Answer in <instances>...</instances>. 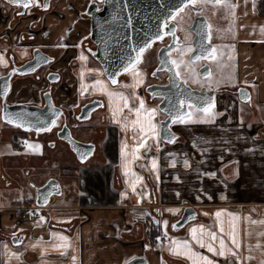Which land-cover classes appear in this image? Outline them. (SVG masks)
<instances>
[{"label": "crops", "instance_id": "obj_1", "mask_svg": "<svg viewBox=\"0 0 264 264\" xmlns=\"http://www.w3.org/2000/svg\"><path fill=\"white\" fill-rule=\"evenodd\" d=\"M255 1L234 0L238 7L234 23L230 24V45L222 47L233 52L236 79L230 88L232 91L236 87L245 88L250 94V103L239 100L237 92L219 94L214 100L215 121L174 124L173 131L178 137L173 143L160 139V114L155 104L140 95L142 84L122 87L134 85L136 80H133L122 84V88L111 89L101 71L94 78L88 76L89 70L78 72L85 73L84 81L77 79L79 84L86 83L84 89L95 80H101L108 91L121 92L128 97L129 107H124L123 100L106 95L110 122L103 138L97 140L100 142H97L95 153L89 157L93 160L88 163V158L80 163L75 156L79 164L85 166L75 170L77 178L71 183L72 192L67 195L66 203L53 201L63 193L56 179L62 193L53 195L46 207L36 205V187L29 186L25 177L36 172L28 166L25 174L26 166L21 167V164L35 157L41 163L46 144L34 137L39 149L16 148L12 141L19 128L5 129V134L9 135L6 142L0 117V264H128L136 257H144L148 264H192L184 255V249L173 244L186 240L192 243L195 251L216 264H229V260L213 256L206 248L192 242L193 228L197 229V234L201 226L219 233L221 225L226 243L231 247L229 236L234 234L240 244L241 264L264 262V236L258 235L264 233V223H252L264 222V33L260 31L264 27V16L257 14ZM55 10L65 12L58 7ZM13 11L10 9L7 16ZM9 17L5 20L0 14V37H9L5 43L8 46L17 45L19 23L12 24L14 20ZM46 17L44 25L50 27V35L38 37L35 43L50 47L60 43L54 36L60 23L53 26L50 20H56L55 15L47 14ZM27 20H31V16ZM1 47L5 51L3 44ZM2 55L5 61L4 52H0ZM64 72V82L68 79L64 86L68 88L74 84L77 72ZM18 80L22 84L28 82V78L14 80L8 101L38 103L40 97L29 84L18 92L15 85ZM92 89L94 94L101 91L100 87ZM61 93L56 94L60 95L59 105L68 108L75 103L66 100ZM140 100L145 110H156L155 138L144 137L151 145L148 151L139 147L141 133L138 131L140 127L148 131V115L142 110L137 117L135 111H129V108H139ZM137 119L139 123L134 131L131 122ZM88 125L85 137L80 131L77 133L84 137L82 142L93 139L96 121ZM55 145L72 152L65 144ZM65 177L66 182L72 180L68 173ZM187 206L195 208L197 218L176 231L172 224ZM32 210L39 216H33ZM217 212L222 214L219 218L215 215ZM156 226L159 229L156 230ZM21 234L22 242L14 245L11 237ZM162 236L166 240L161 241ZM258 243L261 247L256 246ZM215 244L218 246L219 241ZM170 248L175 250L170 251ZM64 251L68 255H61ZM230 259L235 264V258Z\"/></svg>", "mask_w": 264, "mask_h": 264}, {"label": "water", "instance_id": "obj_2", "mask_svg": "<svg viewBox=\"0 0 264 264\" xmlns=\"http://www.w3.org/2000/svg\"><path fill=\"white\" fill-rule=\"evenodd\" d=\"M11 6H21L22 4L13 5L4 0ZM104 1V7L101 11H97L98 2ZM181 0H94L88 7L87 14L90 16V39L95 44V50L92 51L93 58L99 63L102 68L104 77L111 85H117L119 76L126 73L123 71V65L129 62L131 57L137 55L136 49L145 44L152 43L157 35H162V24L169 16L170 12H175V5L179 4ZM47 4V3H46ZM44 6V9H48ZM206 23V21H205ZM205 34L203 37L195 38V51L192 52L191 57L197 56L200 50L211 49L212 44L206 38L208 36L205 27ZM148 49V48H147ZM146 49V50H147ZM166 52L162 50L159 52L161 64L160 69H164V65L168 63V57H164ZM52 60L48 54L44 53L40 48H35L33 51V58L26 61L24 64L15 67L8 73L0 76V117L2 122L4 111L14 114V120L17 116L21 118L24 127H19L21 131H32L36 135L38 133L35 129L43 127L40 123L48 124L49 121H57L63 116V111L60 106L54 102L51 91H46L43 94V105H34L21 102L10 103L7 96L11 89V80L15 74L20 76L33 74L41 66L48 64ZM167 66V64H166ZM113 74L117 80V84H112L111 79ZM54 76L58 77L57 74ZM154 89V88H153ZM147 91L151 92V98L162 97L158 108L164 112L167 117L160 122L159 136L163 142L169 143L166 137L174 135L177 139L178 135L172 129V118L179 112L185 116L188 113V108L181 107L180 101L184 100L187 103L193 104L196 108L200 105L199 99L201 97L213 98L215 100L214 91L196 90L181 82L178 76L174 75L171 79V84L158 89L155 94L151 87H147ZM182 94H178V93ZM238 99L242 102L250 103L246 97H250L249 92L245 88H239ZM103 105L102 100H95L86 103L82 106L78 116L79 121H87L91 118L93 111ZM8 124V123H6ZM15 126V123L8 124ZM29 125L31 128L29 129ZM49 127L52 125L48 124ZM59 138L64 140L70 150L75 154L80 163H84L90 156L94 154L95 145L93 143H86L74 138L67 126H64L58 134ZM164 137V138H162ZM175 139V140H176ZM173 143V142H171ZM52 146V144H50ZM35 203L38 207H46L53 195H60L62 193L59 182L50 178L42 186L36 187ZM197 218V212L192 206L184 208L181 216L172 224L176 227L174 230L182 229L186 224ZM21 235H13L11 241L14 245L22 242ZM128 264H148L144 257H136L128 262Z\"/></svg>", "mask_w": 264, "mask_h": 264}, {"label": "flooded vegetation", "instance_id": "obj_3", "mask_svg": "<svg viewBox=\"0 0 264 264\" xmlns=\"http://www.w3.org/2000/svg\"><path fill=\"white\" fill-rule=\"evenodd\" d=\"M59 1L60 0H37L36 4L30 5L28 8L24 10L21 6L14 7V6L9 5L4 0H0V5L2 8V10H0V14L4 15L5 20H7V18L9 17L7 16L8 11L12 8L14 9V11L12 12V14H10L11 16L9 17V20H27V18L30 16H31V20H40L39 26L37 22H32L27 27L30 30V32H33L29 34L28 36L29 41H26L27 39L26 33L21 32V33L16 34L18 42L21 41L22 43V41H26V43L27 44L29 43L30 45L29 50H28L29 52L28 55L26 53V50H22L21 52L23 53L22 54L23 60H20L18 58L17 54L13 52L12 50L13 48L12 49L10 48L11 50L8 49L4 51L1 45L3 44L7 46V44L5 43H7L6 41H9L8 39L9 37L7 36L0 37V52L2 53L4 52V57L8 64L7 70L4 74L8 73V71L10 70H13L15 67H18L24 64L26 61L31 60L33 58V51L35 48H40L44 53L52 57V60L48 64L41 66L33 74L25 75V76H20L18 74H15L12 77L11 86H12V83L14 82V78L16 77H18V79L23 78V77L32 78L34 80L32 83V85L34 84V87H31V88H37L35 90L38 93V96L40 97V101L38 103L28 102L27 104H34V105L42 106L44 103V98H43L44 92L51 91L55 104L62 108L63 116H61L56 121L57 124L55 127L53 126L51 127L52 138L49 139L50 140L49 145L50 144L55 145L58 143L60 144L62 143L68 147V144L64 140L60 139L58 136V134L61 132L64 126H67L70 129V132L72 136L74 137L73 132H75V134L77 135L78 131H82V127L84 124L91 123L93 120L96 121L95 133L93 135V139L90 141H85L88 143H93L95 145V151H96L97 140L98 138H103L102 135L103 134L105 135L106 127L108 126V123L110 122L108 120V113H109L108 110L109 109L106 103V94H104L101 91L96 94L92 93L91 88H90L91 85H90V87H87L86 89V91L88 92L86 94V99L82 101H78L68 108H65L59 105L57 101V96H56L57 94L56 91L58 90V87L59 86L62 87L64 85V84L62 85V83L64 82V73H65L64 70L76 71L77 73L75 74V78L77 80V79H80L81 77V75L78 72L82 70L85 71V70L94 68L92 67V65H90L89 61L97 62L92 56V51L95 50L96 47H95V44L90 39V33H91L90 20L91 18L87 14L88 7L90 6L92 2H94V0H87L86 5L83 9H79L77 5L68 6L66 7L65 12L55 10L56 4ZM48 2H49V7L48 9L45 10L44 6L46 3L48 4ZM231 3L235 4L234 0H231ZM103 7H104V1L98 2V7L96 10L101 11ZM35 9L39 10L38 11L39 13L37 15H35V13H31V11L32 10L34 11ZM67 11L75 12L74 18H72V20H80L81 22H84L86 26H89L88 32L86 31L85 33H80L78 31L74 34L78 36V42L76 43L77 45L76 54L73 57L69 56L70 48L68 46V42H67L68 40L60 42L59 44H56V45H52L49 47L48 50L44 49V47H47V46H42L40 44L38 45L35 43V40L38 38V34H39L38 32L40 30H45L44 20L47 19L46 15L47 14H51L53 16L55 15L56 20H67L65 17ZM18 13H23V15H19ZM181 15H184V14H181ZM225 15H227V13ZM235 15H236V9H235ZM227 22H228L227 18H225V16H221L219 13L213 15V13L208 10L198 13L197 10L193 8L190 15L184 16L183 21H180L179 17L177 18V22H175V35L169 34V29L162 27L161 36H163V39H158L152 42L151 47H149L144 53L141 54L142 63L137 65V69L139 72L142 73V75L136 76L132 73L126 72L119 76L118 84L114 86L111 85L110 82L104 77L102 68L100 66L101 68L100 70L102 74L101 76L107 81L109 85H111L110 86L111 89H117L122 84L130 83L133 80H142V83H141L142 84L141 86L142 95L151 104H155L157 106L158 112L160 114V118L158 119L159 127H160V122L167 117V115L164 112L160 111L158 108V105L162 101L163 98L162 97L161 98L160 97L151 98V94H150L151 92L147 91V87H151L152 92L155 94L156 92H158L157 90L160 89L161 87L170 85L171 79H173L174 75H176L177 72L180 73V75L178 76L180 81L185 83L184 81L185 79H187V82L185 84L190 86L192 89H196L199 91L203 89L208 90V91H214L215 99L218 94H222L223 92L234 93V92H237L239 88H241V87H236V89L232 91V88L230 87H225V86L218 87L219 84L217 83H216L217 86L213 85L210 87L208 82H212V78H213V69L211 65V60L195 61L193 64L195 76H191V77L189 76V72L192 69H185L183 66L175 67L171 63V61L177 60L180 58L179 49L188 48V47L195 49L194 40L195 38H199V37L201 38L204 36L205 27L207 29L208 35H210L211 37L210 41L208 39V42L212 44V48H216V45L219 46L220 45L219 39H225L227 35V31H228ZM208 26H211V27L209 28ZM172 27H173V22H170L169 28H172ZM44 32L45 31H43V36H46V33ZM186 34H187V37H186ZM1 40H3L4 43H2ZM30 43H35V45H32ZM11 45H13V43L10 44V46ZM161 50L163 52H166V54H164V57H166V55L168 57V63H166L167 66L166 64L164 65V69L159 68L161 64L159 52ZM203 51H204L203 49L200 50V52L197 53V56L201 55ZM81 54L86 56L87 59L82 61L79 58ZM191 54L192 52L185 53L184 55L185 63H187V61L189 60V57H191ZM62 61L64 63L59 64ZM63 64L65 65V68L62 69L60 68V66ZM153 73H155V75H153ZM4 74H0V76ZM54 74H57L58 77L54 76ZM209 79L211 81H209ZM41 84H45V88L40 87V89H38V85H41ZM10 92H11V89H10ZM178 94L180 95L182 93L179 92ZM7 100H8V96H7ZM95 100H102L103 105H101L98 109L92 112L91 118L89 120L79 121L78 116L80 114L82 106L86 103H89ZM8 102L14 103L12 101H8ZM188 110H189L188 112H191V110H196V107L194 106L191 109L188 108ZM94 115H95V118H93ZM72 122L77 123V125L79 126L72 127L70 125ZM174 124L176 123L172 124V129H173ZM77 128L78 130H76ZM47 132H50V131H43V132L38 133V135H36L32 131L28 133H31L36 139H39L43 133H47Z\"/></svg>", "mask_w": 264, "mask_h": 264}, {"label": "snow or ice", "instance_id": "obj_4", "mask_svg": "<svg viewBox=\"0 0 264 264\" xmlns=\"http://www.w3.org/2000/svg\"><path fill=\"white\" fill-rule=\"evenodd\" d=\"M9 3L13 5H19L22 4L23 7L28 8L30 5L36 4L37 0H8ZM45 7H47V4H45ZM238 7V5H235L231 3V0H181V2L177 5H175V12H170L169 16L165 18L162 27L163 28H168L169 29V34L175 35V22H177V18L179 17L180 21L184 20V16L190 15L191 11L193 8L197 10L198 13L204 12L206 10L211 11L213 15L219 13L221 16H233L235 15V8ZM227 13V15H225ZM19 15H23V13H18ZM184 14V15H181ZM247 15V13H245ZM173 22V27L169 28V23ZM209 28L211 26H208ZM182 30V29H181ZM261 33H264V27L260 29ZM187 37V34H186ZM207 39H211L210 35L206 37ZM156 39H163V36L157 35ZM151 47V44H145L144 46L139 47L136 49L137 55L135 57H131L129 59V62L125 65H123V71L124 72H129L132 73L136 76L142 75L141 72L138 71L137 65L142 63V56L141 54L146 51L147 48ZM195 51V49L188 47V48H181L179 49L180 52V58L177 60L171 61V63L175 67H181L183 66L185 69H192L189 72V76H195V71L193 68V64L195 61L198 60H216V48H211V49H205L201 55L195 56V57H189V60L187 63H185L184 60V55L185 53H191ZM221 56H223V52L220 53ZM82 61L86 60L87 57L81 54L79 57ZM0 64L6 65V62L4 61L3 56H0ZM94 70L89 69V72H93ZM83 76V72L81 73ZM102 75V74H101ZM155 75V73H153ZM177 76L180 75L179 72L176 73ZM210 75V73H209ZM185 83L187 82V79L184 81ZM112 84H117V80L115 79V75L113 74L112 79H111ZM142 83V80H136L134 85H123L125 88L129 87H135L138 86L139 84ZM218 83V82H217ZM97 86L100 87L101 91L108 95L110 98L116 97L120 100L124 101V107L128 108V97L124 96L123 93L121 92H110L107 90V88L104 87L103 81L101 80H95L94 84L92 85L93 88H96ZM249 102H250V97H246ZM181 107H186V108H193L194 106L190 103H187L184 100H181L180 102ZM200 107L196 108V112L201 115V118L198 120H192L191 116L193 113L188 112L185 113V115L188 116V119L186 120L183 115H181L179 112L176 113V115L172 118L173 123H213L216 119L217 113L213 111L215 108V103L213 98H205L201 97L198 102ZM144 110L146 115H148V131L145 132V129L143 127L139 128V132L141 133V142L139 144V147L145 148L146 151L150 150L151 145L147 143V141L144 139L145 136L151 135L153 139L155 138V124L153 123L154 119V114H155V109H149L145 110L144 102L143 100H140V105L139 108H129V111H135L137 117H139L141 111ZM223 113H220L222 115ZM14 114L8 113L6 110L4 111V116L3 119L5 120L6 123L8 124H13L15 123L16 127H24V123L21 122V118L17 116L14 120ZM43 127H37L35 130L37 132L40 131H51V127L48 126V124L52 125L53 127L56 126V121L51 120L48 122V124H44L43 121L40 122ZM139 123V120L132 121V127L133 130H136V124ZM125 127H128V124L124 125ZM31 128V125H29V129ZM164 138V137H162ZM167 141L169 143L174 142L176 137L174 135L166 137ZM27 148L29 149H39V145H33V144H28L27 141L24 142ZM153 167L155 168L156 166V161L153 160ZM185 165L187 166V161H185ZM135 191V189H133ZM35 214V213H33ZM216 217L219 218L222 214L221 212H217ZM43 219V217H41ZM166 223V222H165ZM252 223H264L260 221H253ZM176 226L173 225V228ZM192 233V242L198 245L200 248H206L209 253H212L213 256H219L221 258H224L226 260H229V264H232V260L230 258H235V264H241L240 257L238 255V251L240 248V244L237 242L235 235H230L229 240L231 247L226 243L225 241V233H224V228L221 225L219 228V233L216 231L212 230H205L203 226H201L199 234H197V229L193 228L191 230ZM259 236H264V233H259ZM205 236L208 237L207 240H205ZM61 240H67L66 237H60ZM219 241L218 246L215 244L216 241ZM174 246L177 248H183L184 249V255L186 256L187 259L192 261V264H216V261L210 259L208 256L203 255L197 251H195L192 247V243L189 241H174L173 242ZM257 247H261V245L258 243L256 245ZM61 247V246H57ZM66 247V246H65ZM170 251H174L175 249L170 248ZM176 254H179L176 252ZM15 256L16 254L13 253ZM61 255H68L67 251L61 252ZM75 257H72V260L75 261ZM247 259H251V257H248ZM264 264V262H262Z\"/></svg>", "mask_w": 264, "mask_h": 264}, {"label": "rangeland", "instance_id": "obj_5", "mask_svg": "<svg viewBox=\"0 0 264 264\" xmlns=\"http://www.w3.org/2000/svg\"><path fill=\"white\" fill-rule=\"evenodd\" d=\"M86 1L87 0H60L56 4V7L62 8L63 10H66V7H68V6L77 5L79 7V9H83L86 5ZM38 11L39 10L35 9L34 11L32 10L31 13H35V15H37L39 13ZM74 15H75V12H68L67 11V13L65 15L67 20H50V23L52 22L51 24H53V26L56 25L57 23H60L59 28L55 27L56 29H55L54 36L56 35L58 42H63V41L68 40L67 42H68V46L70 48L69 49V56H71V57H73L76 54V47H77L76 43L78 42V36L74 35V34L78 31L80 33H85L86 31L88 32V30H89L88 29L89 26H86L84 22H81L80 20H72V18H74ZM232 17L233 16H227V20H228V22H227V24H228L227 35H226L225 39H222L219 41L220 42L219 46L216 45V49H217L216 60H211V65H212V69H213V78H212V82H208L210 87L213 85L217 86L216 85L217 82H218L217 84H219L218 87H222V86L232 87V85L235 83L236 78H235V75L233 73V65H232L233 52L231 50L225 49V48H228V45H230V41H231L230 32L232 31V29H230V24L234 23L235 16L233 18ZM12 22H13L12 24L17 23V22L19 23L18 24L19 26L17 27L18 33H21V32L26 33L27 34L26 35V38H27L26 41H29V39H28L29 34L33 33V32H30V30L27 28L29 26L28 24H30V22H37L38 26L40 25V23H39L40 20H14ZM60 28H61V30H60ZM44 29L45 30H40L38 32L39 33L38 34L39 39H40V37L43 36V31H45L44 33H46V36L50 35V27L45 26ZM13 34H12V36H13ZM46 36H43V37H46ZM64 39H66V40H64ZM26 41H22V43H21V41H19L17 45H11L10 47L8 45L7 46L4 45L5 50L13 48L12 49L13 52L15 54H17V56L20 60H23V58H22L23 53H21L22 50H26V53L28 55V53H29L28 50L30 47V45L27 44ZM33 45H35V43H33ZM224 46H225V48H222ZM44 49L48 50L49 47H44ZM17 52H19V53H17ZM221 52H223V56L220 55ZM5 62L7 64L6 59H5ZM62 63H64V62L62 61L59 64H62ZM89 63H90V65H92V67H94L95 71L89 73L90 75H88V76L89 77L91 76V78H94L97 75H100V71H101L100 65L97 62H93V61H89ZM1 66H0V74H4L7 70L8 64H7V66H4V65H1ZM60 68H62V69L65 68V65L64 64L61 65ZM193 68H194V65H193ZM98 72H99V74H98ZM25 78H27V77H23V79H25ZM80 78L82 79V81H84L85 73H83V76L81 75ZM91 78L88 81V84L91 83ZM16 79H18V77L14 78V80H16ZM210 79H209V81H211ZM67 80L68 79H66L65 82L62 83V85L63 84L65 85ZM31 81H33V79L28 78V82L26 83V81H25L22 84V83H20L21 80H18L15 83L16 88H18V92H22L24 90V87H26L28 84L31 86L32 85V83L30 84ZM78 81L79 80H74V84L72 83V85H70L68 88L65 87L64 85L62 87L59 86L58 90L56 92L58 93L60 90V92H62L61 96H64L66 98V100H74L75 103L78 101L85 100L86 94L88 93L86 91V88L84 89V86L86 83L82 82L79 84ZM92 83L94 84V82H92ZM77 84H79V86H78V88H76V90H74V87H77ZM92 85H91V87L90 86H88V87H90L92 89L93 88ZM109 86H111V85H109ZM40 87L45 88V84L38 85V89H40ZM96 88H99V86H97ZM96 88H93L92 90L95 91ZM35 89H34V91H36ZM139 91H140V95H142L141 89ZM59 96L57 97V100H60ZM217 96H220V95L218 94ZM24 102H26V101H24ZM215 109H217L216 106L213 109V111ZM191 113H193V115L191 116L192 120H194V119L197 120L198 118H201V115L199 113H197L196 110H191ZM93 118H95V115L93 116ZM184 118L187 120L188 116L186 115V116H184ZM88 124L89 123L83 125V127H85V128L82 127V131H80L81 132L80 134H82L81 136L85 137V135L87 134L88 129H86V128H88V126H89ZM70 125L72 127H78L79 126V125H77V123H74V122H72ZM1 127H2L3 134H4L3 140H6V142H7L9 135L7 136V134H5V129H8V128L16 129V127L10 126V125L5 124L3 122H1ZM76 130H78V128ZM73 133H74V138L79 139V140L84 139V137L81 138V137H79V135L77 136L75 134V132H73ZM26 137H27L28 142H30L31 144H34V145L36 144V142L34 140V136L31 133L27 132ZM51 138H52V131L47 132V133H43L41 135V137L38 140H36V141L42 143L43 145L46 144L45 152L43 154H41V157H40L41 163H40V159L39 158L37 159V157H35L27 163L26 162L22 163L21 167H23V165L26 166V168L24 169L25 174L28 172V169H29L28 166H32V169H34L33 171L36 172L35 174H32L30 176H27V175L25 176L27 181H28L29 186L35 185V187H37L36 184L40 185L42 182L47 181L49 178L57 179L62 185L63 193L60 197H54L53 201L55 203L56 202L57 203L58 202L66 203L64 201H67L66 200L67 195L72 192V186H71L72 184L71 183L75 182L76 178H77L75 176V170H78L79 168H82L85 165L79 164V162L75 158V155L72 152L66 151V150L64 151L62 145H58L57 147H56V145H54V146L50 145L49 146V142H50L49 139H51ZM9 146H11V145H9ZM92 158L93 157L88 159L89 160L88 163L91 160H93ZM67 173L72 178V180L70 182H66L63 179V178H66L65 176L67 175ZM21 175L23 176V172L21 173ZM23 185H25V184H23ZM28 188H30V187H28ZM165 240H166V238H165Z\"/></svg>", "mask_w": 264, "mask_h": 264}, {"label": "built area", "instance_id": "obj_6", "mask_svg": "<svg viewBox=\"0 0 264 264\" xmlns=\"http://www.w3.org/2000/svg\"><path fill=\"white\" fill-rule=\"evenodd\" d=\"M25 141H27L26 136L19 134L13 139L12 144L18 149H23L26 147V145L24 144ZM34 209H37V208H34ZM33 213H35V214H33ZM32 214H33V216H39V214L35 210H32ZM155 229L156 230L159 229L158 226H156ZM160 240L164 241L165 237L162 236L160 238Z\"/></svg>", "mask_w": 264, "mask_h": 264}, {"label": "trees", "instance_id": "obj_7", "mask_svg": "<svg viewBox=\"0 0 264 264\" xmlns=\"http://www.w3.org/2000/svg\"><path fill=\"white\" fill-rule=\"evenodd\" d=\"M254 6H255L257 14L260 16H264V0H256ZM18 134L26 135L27 133L19 130Z\"/></svg>", "mask_w": 264, "mask_h": 264}]
</instances>
